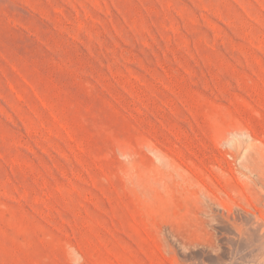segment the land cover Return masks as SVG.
I'll list each match as a JSON object with an SVG mask.
<instances>
[{
	"label": "rangeland",
	"instance_id": "rangeland-1",
	"mask_svg": "<svg viewBox=\"0 0 264 264\" xmlns=\"http://www.w3.org/2000/svg\"><path fill=\"white\" fill-rule=\"evenodd\" d=\"M235 260L264 264V0H0V264Z\"/></svg>",
	"mask_w": 264,
	"mask_h": 264
},
{
	"label": "bare ground",
	"instance_id": "bare-ground-1",
	"mask_svg": "<svg viewBox=\"0 0 264 264\" xmlns=\"http://www.w3.org/2000/svg\"><path fill=\"white\" fill-rule=\"evenodd\" d=\"M246 246H248V245H246ZM245 249H247V247H246ZM243 252H245V251H243ZM247 252H248V251H247ZM247 252H246V253H247ZM246 253H245V254H246ZM247 254H248V253H247ZM245 256H246V255H245ZM243 257H244V256H243ZM246 257H247V256H246ZM246 257H245V259H246V261H247V258H246ZM243 259H244V258H243ZM236 260H237V259H236ZM236 260H235V261H236ZM238 260H239V258H238ZM235 261H234V263H235ZM231 263H232V262H231ZM236 263H241V262H237V261H236ZM236 263H235V264H236ZM229 264H230V263H229ZM241 264H242V263H241ZM247 264H248V263H247ZM257 264H261V263H257Z\"/></svg>",
	"mask_w": 264,
	"mask_h": 264
}]
</instances>
